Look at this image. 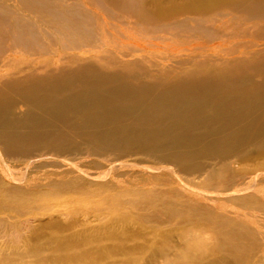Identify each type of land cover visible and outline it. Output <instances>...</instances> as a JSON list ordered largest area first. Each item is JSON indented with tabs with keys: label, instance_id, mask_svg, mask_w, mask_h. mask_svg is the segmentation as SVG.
<instances>
[{
	"label": "bare ground",
	"instance_id": "6f19581e",
	"mask_svg": "<svg viewBox=\"0 0 264 264\" xmlns=\"http://www.w3.org/2000/svg\"><path fill=\"white\" fill-rule=\"evenodd\" d=\"M50 2L18 1L58 31L84 17L92 32L87 8L71 3L54 23ZM101 2L149 37L95 16L105 43L94 48L108 54L110 36L117 58L63 56L0 77L20 90L0 101L3 167L4 156L26 168L100 160L0 193V264H264V0ZM177 40L159 53L168 66L140 64L153 42ZM26 215L46 221L10 222Z\"/></svg>",
	"mask_w": 264,
	"mask_h": 264
},
{
	"label": "rangeland",
	"instance_id": "374dc122",
	"mask_svg": "<svg viewBox=\"0 0 264 264\" xmlns=\"http://www.w3.org/2000/svg\"><path fill=\"white\" fill-rule=\"evenodd\" d=\"M18 1L19 0H0V77L8 76L9 80H5L7 82H14V75H9L16 72L21 67L33 64V61L39 64L49 63L50 65H54L53 62L57 58L63 56L86 59H93L97 56L117 58L115 52L116 49L114 50V45H112L113 38L110 36H107L106 38V46L109 50L108 54H103L99 52L97 48H94L96 47L95 45L102 46L103 43H105V40L101 37V34L97 30L98 28L96 27L95 16L100 18L99 23L101 25L107 24L110 29H114V26L117 25V27L122 30L123 34H126L128 37H132L140 43L146 40L150 34V30L146 27L128 26V24H124V22L134 23V19H127V16L119 14L111 8H105L101 0H54V6L60 8H56L54 10L58 12L54 15V17H52V21H55L54 23L69 18L67 6H70L71 3H77L82 9H88V13L92 21L93 36L92 32L88 33L91 29V22L84 17L83 20L78 21L77 24L69 26V31H58L55 26H50L45 23L44 18H41L35 13L24 9L29 6L39 8L42 12H47L48 8H53V4L50 2L51 0H49L50 4L42 2L44 0H27V5H22L24 8H22L21 4L19 5ZM41 3L48 4L47 8H41L43 7L40 5ZM72 32H77L78 35L71 36L70 33ZM61 33H66L68 35ZM87 35L92 36V38L90 39ZM183 41L184 40H177V42L168 41L165 43L153 42L158 44L160 48L154 49L155 51L151 54L145 52L144 56L140 57V64L152 73L157 72L159 67L155 68L153 65L163 62L164 56L161 54L159 55V53L164 52L163 47H167L169 50L178 49L182 47L179 45H181ZM119 42L130 44L133 41L131 39L126 40L121 38L118 41L116 40V43ZM213 42L215 41H210L207 45L210 46ZM217 45L218 44H213L211 46L216 47ZM122 60L125 61L128 60V58H122L121 61ZM163 65L168 66L166 63ZM163 69L169 70V68L166 67ZM17 91H20L19 86L14 88L9 86L8 83H4V81L0 82V101L4 103L5 101L17 100ZM4 161L6 162L5 167L2 166V161H0V193L4 190L13 191L15 189L37 187L38 184L42 185L46 182L48 176L55 177V174L59 173L57 167L61 166L59 163L62 160L43 157L42 160L27 168L25 167L26 164L19 159H11L4 156ZM99 161L100 160L95 157H90L89 161H85L83 163L74 162L76 168L73 166H67L65 168L63 166L61 167L64 171L69 173L79 172L77 171L78 168L83 172L88 173L95 170L97 166L96 163ZM25 168L27 173L23 176L22 172H24ZM9 174H13V177L19 181L16 183L11 181L8 177H5V175L9 176ZM45 218V216L40 217L37 215H26L23 217H15L10 220V222H33L34 224H37V221H46Z\"/></svg>",
	"mask_w": 264,
	"mask_h": 264
}]
</instances>
